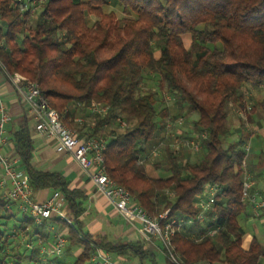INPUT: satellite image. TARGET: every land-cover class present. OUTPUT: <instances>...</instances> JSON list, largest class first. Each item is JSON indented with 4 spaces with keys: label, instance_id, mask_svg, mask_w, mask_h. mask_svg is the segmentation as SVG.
<instances>
[{
    "label": "trees",
    "instance_id": "1",
    "mask_svg": "<svg viewBox=\"0 0 264 264\" xmlns=\"http://www.w3.org/2000/svg\"><path fill=\"white\" fill-rule=\"evenodd\" d=\"M113 2L120 17L105 11ZM0 63L8 73L35 83L79 138L107 139L106 174L150 217L167 212L168 219H194L197 197L207 185H217L204 221L194 220L171 238L182 264H262L261 237L252 235L248 248L241 247L247 233L241 218L245 221L249 211L253 215L242 201L245 171L253 175V191L263 202L264 188L255 172L258 165L245 166L249 149L240 147L242 140L226 143L234 131L224 107L235 104L249 123L257 109H246L245 88L264 84V0H46L36 15L20 11L15 0H0ZM149 75L157 90L141 91ZM164 94L177 108L160 99ZM91 102L106 107V114L91 115ZM85 117H93L92 127L75 122ZM117 117L127 127L119 129ZM180 118L189 119L201 157L185 159L188 153L171 149L167 141L160 155L169 176L152 177L139 163L152 151L146 152L145 145L156 139L155 147L166 138V124ZM243 131L237 133L241 139ZM6 132L32 192L58 191L72 224L57 216L36 224L0 194V264H93L97 250L119 261L155 262L140 240L112 243L84 230L78 219L84 193L69 188L60 174L31 165L28 120ZM153 166L161 168V160ZM210 229H216L213 236L207 235ZM57 236L66 242L61 254L51 255ZM161 250L164 263L171 264L162 244Z\"/></svg>",
    "mask_w": 264,
    "mask_h": 264
},
{
    "label": "built area",
    "instance_id": "2",
    "mask_svg": "<svg viewBox=\"0 0 264 264\" xmlns=\"http://www.w3.org/2000/svg\"><path fill=\"white\" fill-rule=\"evenodd\" d=\"M45 1L15 0L20 11L30 15H36L43 8ZM0 69L12 86L16 96L25 105L27 113L34 122L35 131L54 137L56 141L54 146L55 153L69 155L93 184L96 192L105 197L108 203L127 223L131 226H138V232L145 241H149L151 238L159 240L164 247L167 261L171 264H182L180 258L174 252L171 238L177 231L181 230L185 225L191 224L194 220L198 223L204 221V214L211 209L214 198L218 193L217 185H207L204 193L197 197L196 206L199 209V213L194 219H168L167 212L161 213L157 217H150L133 201V198L124 188L117 186L106 174L104 153L107 147V139L101 136L86 139L79 138L73 129L62 122L61 115L48 104L35 83L20 74L8 73L1 63ZM88 111L91 115H104L107 112V108L91 102ZM10 121L11 116L0 101V167L3 170L4 179L8 180L10 185L9 199L16 203L19 211L32 217L36 224H41L52 216H57L67 225H71L72 218L65 216L60 210L63 196L58 191H52L50 197L42 203L31 199L32 190L29 186L28 177L24 172L15 168V161L7 151L8 139L5 127ZM115 122L121 129L127 127L126 122L120 117H117ZM166 127L167 129L170 128V124H166ZM175 144L176 147L171 148H184L191 152H197L200 148L198 139H184ZM161 145L163 146V141H159L149 156L140 160L139 163L150 162L155 157H158ZM245 150L247 151L248 147H245ZM253 186L254 181L251 174L245 171L241 189L242 201L249 203L253 216L257 217L264 207V202L253 191ZM215 231L216 229H210L207 235L213 236ZM65 242L66 240L63 236L55 237L48 253L51 255L61 254ZM91 261L93 264H126L125 261L113 259L108 253L99 250L92 256Z\"/></svg>",
    "mask_w": 264,
    "mask_h": 264
},
{
    "label": "crops",
    "instance_id": "3",
    "mask_svg": "<svg viewBox=\"0 0 264 264\" xmlns=\"http://www.w3.org/2000/svg\"><path fill=\"white\" fill-rule=\"evenodd\" d=\"M0 101L3 103L4 107L11 116V121L6 125L5 129L9 128L11 124L18 127L22 125L25 119L28 120L33 146L31 165L44 172L49 171L60 174L68 182L69 188L77 189L84 193V210L78 218L82 222L84 230L93 235V237L97 240L104 239L112 243H130L140 240L145 243L148 251L154 253V255L158 251L162 253L159 241L153 238L149 241H144L138 232V226H131L127 223L125 219L108 203L106 198L96 192L93 184L69 155L55 153L54 146L56 141L54 137L43 135L35 131L34 122L31 116L27 113L25 105L16 96L12 86L7 81L1 70ZM82 121L83 118L75 119V122ZM88 126L92 127L91 125ZM6 137L8 139L7 151L15 161V168L25 173L21 161L17 156L13 155V146L7 132ZM4 178L3 170L0 167V194L2 196H8L10 185L8 180H5ZM51 193V189L34 191L32 192L31 199L35 202L42 203L50 197ZM63 203L64 200L62 199L60 206L61 212L65 216L72 218V216L65 211ZM249 214L254 219H257L260 225H264L263 211H260V214L257 217H254L250 211ZM254 219L251 218L250 220ZM251 229L252 234L246 233L242 239L241 247L243 249L248 248L252 235L261 237V240L264 243V234L258 235V229L253 224ZM162 258V264H165L163 254ZM124 261L126 264H141L140 261L133 257ZM154 261L155 262L152 264H159V262L156 261V257Z\"/></svg>",
    "mask_w": 264,
    "mask_h": 264
},
{
    "label": "rangeland",
    "instance_id": "4",
    "mask_svg": "<svg viewBox=\"0 0 264 264\" xmlns=\"http://www.w3.org/2000/svg\"><path fill=\"white\" fill-rule=\"evenodd\" d=\"M113 10L118 17H120V9L116 6L115 2H113L110 7H106L105 11H110ZM184 46H188V39L184 38L183 39ZM247 94L245 96L247 102H246V109H249L251 105L256 106V111L251 114V123L248 122L247 116L245 114V111H242V109L238 108L235 104H226L224 107V110L228 112V124L231 127V130L234 131V135L229 137L226 140V143H229L231 141H234V143H238L239 140H242V145L240 146L242 149L245 147H248V156L249 158L245 161V166L248 168L253 165L256 167V173L259 175V187L260 189L264 188V84L261 86H258L257 88H253L249 85L245 88ZM147 90H157L156 86V80L154 79L153 76L149 75L145 78L144 82L142 83L141 86V91H147ZM163 96V97H162ZM163 102H166L169 106L173 105V107L177 108V104H175L168 94L161 95L160 97ZM258 103H262V106H259ZM189 119L185 120L184 118H180L175 125H171L170 128L166 129V138H163V145L167 144L166 142L168 141V145L170 147L175 148L176 144L179 141H182L184 139H195L192 136V129H191V123L188 121ZM83 123L85 125H93V117H85L83 118ZM241 127H243V135L242 139L241 137L238 136L237 133H240L239 131L241 130ZM112 129L117 131V128L114 126L111 127ZM121 129V128H119ZM121 131V130H119ZM231 140V141H230ZM156 142V139L150 140L147 142L145 145L146 152H149L152 150L154 147V144ZM162 146V145H161ZM163 147V146H162ZM161 147V149H162ZM171 148V149H173ZM180 150L184 153V158L186 159L188 156H191L190 154H196L193 155V159L199 160L201 157V153L197 154L198 152H191L188 151L184 148H180ZM261 152H263V155H259ZM160 154L162 152L160 151ZM180 155L182 154L181 152L179 153ZM163 157L159 155L157 159L155 160H161L162 167L159 169H155L153 166V162L150 163H145L148 169V173L152 177H161L165 178L169 176V173L166 170L165 162L162 159ZM246 168V169H248ZM253 176V175H252ZM253 181L255 182L254 178ZM254 219L250 214L244 221L243 218H241V223L245 226V229L247 233L252 234V224L255 225V227L258 229L257 234L262 235L264 234V225H260L258 223L257 219ZM256 220V221H255ZM264 236V235H263ZM44 250V249H43ZM156 261L159 262V264H162L163 258H162V253L159 251L155 253ZM143 264H149L147 259H144ZM262 264H264V260L262 261Z\"/></svg>",
    "mask_w": 264,
    "mask_h": 264
}]
</instances>
